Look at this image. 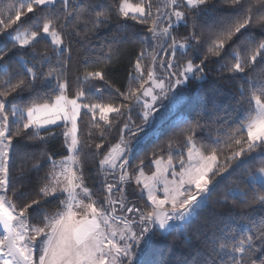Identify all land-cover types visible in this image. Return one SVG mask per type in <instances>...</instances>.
<instances>
[{
    "label": "snow or ice",
    "instance_id": "snow-or-ice-1",
    "mask_svg": "<svg viewBox=\"0 0 264 264\" xmlns=\"http://www.w3.org/2000/svg\"><path fill=\"white\" fill-rule=\"evenodd\" d=\"M219 3L220 7L218 0L0 3V36L12 42L7 51L0 46V264H145L142 254L156 231L184 236L188 252L175 264H264V0ZM214 12L224 15L216 17ZM28 14L32 23L21 30ZM113 15L119 21L116 32L97 48L92 36L110 25ZM129 20L146 29L141 42H151V50L141 47L128 72L129 84L121 91L108 79V70L119 62V45L129 41ZM181 23L187 35L178 38L173 29ZM254 29H259V36ZM40 42L51 48V55L36 51ZM28 49L32 59L18 55ZM177 52L185 57L182 63ZM10 57L18 64L16 70L9 71ZM210 60L223 61L218 71L230 78L240 77L236 106L224 116L206 115L202 108L195 120L182 121L186 127L173 133L174 138L182 137L179 147L170 138L166 159L153 154L150 175L143 158L130 172L133 142H139L138 134L146 131L157 106L177 111L185 107L191 100L187 86L206 79ZM70 66L77 73L71 84ZM25 90L30 97L23 106L11 102L14 94ZM105 92L114 93L107 102ZM137 108L140 125L131 119ZM126 115L121 126L120 118ZM113 128H119L120 136L109 145L106 133ZM205 128L215 137L211 132L207 138L198 136ZM94 134L100 143H95ZM57 135L63 136L59 149H45L13 175L19 138L43 143ZM105 147L98 161L103 196L97 197L88 186L84 153L99 154ZM64 150L67 155L60 154ZM255 158L260 167L246 169L223 196L211 200L225 179ZM41 170L43 175H30ZM17 180L19 187L12 188ZM132 183L138 191L131 195L143 200V207L128 199L126 186ZM52 201L57 203L49 211L44 205ZM213 204L226 206L230 214L239 210L242 226L215 213ZM190 233L197 236L195 246ZM156 264L168 261L162 258Z\"/></svg>",
    "mask_w": 264,
    "mask_h": 264
},
{
    "label": "trees",
    "instance_id": "trees-1",
    "mask_svg": "<svg viewBox=\"0 0 264 264\" xmlns=\"http://www.w3.org/2000/svg\"><path fill=\"white\" fill-rule=\"evenodd\" d=\"M5 2V0H0V3ZM136 2V0H133ZM218 7H220V3L218 0ZM183 10V9H181ZM212 15L219 17L223 16L224 13L214 12ZM23 28L29 27L32 23V14H28V17L22 18ZM119 23L117 17L113 15L112 23L106 28H102L98 33L92 36L93 43L99 47V44L104 40L105 37H109L116 32V25ZM191 21L189 20V25ZM127 34L129 36V41L119 45L120 56L119 62L110 65L109 67V75L108 79L111 80L112 84L119 88L121 91H124L129 84L128 81V72L132 70V63L134 62L136 55L139 53L141 47H148L151 50V42L149 44H142L141 37L145 34L146 29L142 26L136 25L133 21H127ZM257 36H259V29H254ZM173 34L179 36L187 35V29L181 23L177 28L173 29ZM0 46L4 47V50L12 48V42L7 40L5 37L0 36ZM75 47V45H74ZM35 49L38 53H43L47 51L51 55V48L46 47L45 42H40L35 45ZM31 49L21 50L18 55L25 56L26 59H32L31 57ZM191 55V53H189ZM201 58L203 57V51L200 53ZM97 54L93 53L91 59L93 62L97 60ZM35 59H39V57H35ZM185 57L181 56L179 52H177V60L181 63ZM225 59H230L226 57ZM75 60V54H74ZM9 71L16 70L18 68V64L15 62L14 57L9 58ZM196 62H199L198 60ZM223 61L210 60L205 69L207 76L206 79L202 81H194L190 82L187 86V91L190 93L191 100L190 102L183 107L181 110H175L173 115L169 116L165 120L161 122H153V124L146 129L144 133H141V137L139 142H133V150L130 153V163H129V171L133 172L134 167L139 163V161L143 158L145 159V172L147 174H151L154 171V166L150 165L148 162L153 158V154L156 156L163 155L165 159L167 158V144L169 139L173 140V143L180 146V141H182V137L174 138L173 133L179 132L181 128L186 127V124L182 123V121H193L198 115L201 114V110L206 109V115H213L214 113H219L221 116L226 115L227 112H231L232 109L236 106V102L240 99V93L238 91V85L240 83V77L237 76L235 78H230L226 72L218 71L219 64ZM31 66V65H30ZM94 66V65H89ZM83 65H79L80 71H83ZM45 71L47 70V66H45ZM259 67L257 68V72H259ZM75 67L69 68L68 79L70 84L74 81L76 75ZM3 77H0L2 79ZM98 87L102 86L101 84L97 85ZM135 86V85H133ZM75 85L72 84L70 88V94L72 89H74ZM16 98L12 100V103H19L21 106L25 104L26 101L29 100L30 93L25 90L20 92L19 94H14ZM114 95V93L105 92L104 99L107 102L108 97ZM87 102V101H85ZM116 103H120L121 101L117 99ZM226 110V111H225ZM139 109L137 108L131 113V119L135 122V125H140L142 123L141 118L138 116ZM127 119V115L125 117L120 118L121 126L124 120ZM84 120H88V116L84 117ZM203 122V121H202ZM211 123V121H209ZM62 127V126H61ZM81 128L84 132H87V128L84 127V124H81ZM55 131L60 133L61 128H56ZM211 132L212 137L214 138L216 133L212 131L211 128H205L201 131H198V136L207 138L209 133ZM31 133H29V136ZM107 140L106 144H114L118 141L120 132L119 128H113L110 132L106 133ZM127 136V133H125ZM93 140L95 143H100V139L98 138V134H94ZM63 143V136L57 135L55 138H49L46 142H40L38 140H30L28 136H24L19 138L16 142V150L13 155V166L12 173L15 175L17 168H19L25 161L31 162L33 159L38 158L40 153L47 149L49 152L55 151L60 148ZM161 148L164 150L161 151ZM107 151V147L103 149L102 152L97 154L95 151L88 152L87 150L84 153V165H85V175L88 177V186L92 188L93 193L97 197H102L103 193L100 190V181L101 174L98 172V161L103 158V153ZM185 156H186V149ZM61 155H67V151L64 150L60 153ZM59 158V157H57ZM261 166V161L259 158L249 160L245 165H242L241 168L237 169L231 176L225 179L221 186L212 194L211 200H215L225 194V189L232 187L235 185L237 181L240 180L241 176L246 175V169H256ZM47 166H45L46 169ZM44 170H41L39 173L32 172L30 175L35 177L37 175H43ZM134 174V173H133ZM20 185V181H14L12 183V188H17ZM243 187V185H241ZM11 194V191L9 192ZM118 195V193H117ZM231 199V198H229ZM19 203V201H17ZM57 201H52L51 204L44 205V207L48 208L49 211L53 210V207L56 205ZM137 203L139 206H144V201L141 199H137ZM212 210L218 215L222 216L227 222L237 224L238 226H242V222L239 221V210L233 213H229V209L226 206L213 204ZM260 212H257L256 215H259ZM204 222V216L201 217V223ZM192 238L193 246L198 244L197 236L195 233H190ZM184 244V236H164L161 235L160 231H156L145 248L144 253L142 254V259L145 264H156L157 261L162 258L168 261V264H175V261L178 257L184 256L188 249L183 247ZM169 247H171V251H169Z\"/></svg>",
    "mask_w": 264,
    "mask_h": 264
},
{
    "label": "rangeland",
    "instance_id": "rangeland-1",
    "mask_svg": "<svg viewBox=\"0 0 264 264\" xmlns=\"http://www.w3.org/2000/svg\"><path fill=\"white\" fill-rule=\"evenodd\" d=\"M161 55H163V53H161ZM165 103H167V102H165ZM157 107H158V111H157V113L154 114L153 120H152L150 125H152L154 121L155 122H161V121L165 120L169 116L173 115L174 111L176 110L175 108L160 107L159 105ZM177 170H179V169L177 168ZM133 190L138 191L135 183H132L131 185L126 186V191L129 193L128 199L134 200L137 203L138 197L131 195Z\"/></svg>",
    "mask_w": 264,
    "mask_h": 264
},
{
    "label": "crops",
    "instance_id": "crops-1",
    "mask_svg": "<svg viewBox=\"0 0 264 264\" xmlns=\"http://www.w3.org/2000/svg\"><path fill=\"white\" fill-rule=\"evenodd\" d=\"M141 137V134H138ZM140 140V139H139Z\"/></svg>",
    "mask_w": 264,
    "mask_h": 264
}]
</instances>
